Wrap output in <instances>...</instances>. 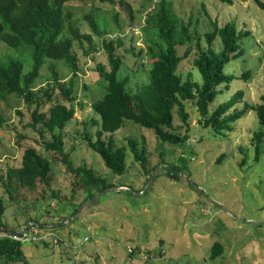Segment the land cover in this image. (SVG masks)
<instances>
[{
    "label": "rangeland",
    "instance_id": "374dc122",
    "mask_svg": "<svg viewBox=\"0 0 264 264\" xmlns=\"http://www.w3.org/2000/svg\"><path fill=\"white\" fill-rule=\"evenodd\" d=\"M126 1L136 18L130 17L120 0H73L66 5L80 30L92 34L93 40L92 44L87 40L75 44L80 68L74 79L76 100L64 98L59 88L50 90V96L44 94V88L53 84L48 65L33 86L34 103L14 93L0 94L4 119L0 125V197L6 208L0 235L29 229L36 238L44 236L48 244L23 243L32 264H264V140L257 160L253 140L254 133L264 126L254 109L235 123L234 131H219L204 127L195 103L188 101L189 139L179 144L162 142L152 129L127 121L115 133L105 135L106 139L112 137L117 147L128 149L127 168L122 174L108 168L88 145L86 136L95 140L98 129L92 120H99L91 104L104 95L107 85L98 71L99 64L109 67L103 39L122 40L123 45L116 50L123 56L119 76L129 77V89L137 92L149 82L151 64L146 50L157 36L145 26L144 16L153 5L150 0ZM172 1L177 14L192 21L203 47L207 46L203 34L213 29L211 20L220 25L234 20L238 30L247 32L240 42L243 55L230 61L225 70L238 77L245 72L249 76L222 86L224 92L210 104V111L238 90H244V101L262 103L264 10L254 0H233V5L220 0ZM91 13L103 36L96 34L86 19ZM214 47L222 48L219 39ZM141 49L144 52L138 54ZM183 51L181 48L180 53ZM10 53L16 54L0 45V57ZM20 56L28 71L31 52ZM194 57L195 53L181 63L179 73L184 79L190 76L200 81ZM54 63L61 81L68 83L71 67L63 61ZM55 102L75 110L63 132L64 151L73 166L91 168L116 189L101 193L107 189L85 188L81 178L68 170L63 155L46 149L44 141L52 140L51 135L40 124L33 126L32 114L37 104L42 103L41 109L47 110ZM174 123L182 134L187 132L177 113ZM130 140L146 150L150 169L158 165L150 174L135 160L128 146ZM28 147H35L51 161L50 184L39 183L36 189L14 186L9 192L5 185L8 169L21 165ZM170 165L176 166L173 172L179 174L178 180L168 175L174 169H167ZM197 187L227 210L216 206ZM32 222L52 228H29ZM215 242L223 248L219 256L212 257Z\"/></svg>",
    "mask_w": 264,
    "mask_h": 264
},
{
    "label": "trees",
    "instance_id": "16d2710c",
    "mask_svg": "<svg viewBox=\"0 0 264 264\" xmlns=\"http://www.w3.org/2000/svg\"><path fill=\"white\" fill-rule=\"evenodd\" d=\"M73 0H0V45H5L16 54L0 57V94L14 93L30 103H34V84L40 77L44 66L48 65L53 72L52 83L41 89L50 96V90L59 88L69 101L76 100L75 77L80 68L75 52V44L81 45L87 40L93 43L92 34L82 32L73 13L66 10L68 2ZM114 3L116 0H99ZM233 5V0H220ZM128 10L132 19L136 12L126 0H120ZM151 10L144 16L145 26L151 28L157 39L151 40L146 54L150 59L149 82L137 92L129 89V77L121 78L119 72L123 65V56L116 52L117 47L123 45L120 38L103 39L102 45L107 51L109 67L99 64L98 71L107 82L106 92L101 98L91 104L99 120L93 119L98 126L96 139L86 136L88 145L104 160L105 165L116 174L126 171V155L128 149L117 147L112 137L105 138L107 133L113 134L121 129L127 121L137 123L152 129L162 142L171 144L184 143L189 139V116L187 102H194L201 115L204 127H212L219 131H234L235 123L244 117L249 110L254 109L260 122L264 126V101L250 104L244 101V90L233 93L229 99L220 103L212 112L210 104L219 94L224 92L222 86L228 85L236 78L247 79L248 72L238 77L226 73L227 64L243 55L241 40L247 35L246 31L238 30L234 20L220 25L217 20H211L212 30L203 34L207 46L201 44V35L197 29H192V21H186L174 9L172 0H150ZM264 10V0H254ZM92 30L99 36L103 32L98 26L92 13L86 15ZM219 39L222 44L220 50L214 47ZM183 48V53L180 49ZM96 50V48L94 47ZM30 51L32 64L28 71L24 69V57ZM144 50H140L141 54ZM195 53L194 64L201 75L196 81L190 76L186 79L179 73L181 63ZM139 56V55H138ZM54 61H63L71 67L72 77L68 83L62 82ZM264 98V97H263ZM244 102L239 108V103ZM42 103L36 105L33 111V126L40 124L49 131L52 140L44 141L47 150H56L63 155L68 170L81 178L85 188L99 186L102 189L113 187L105 177L96 175L91 168L74 167L69 155L64 151L63 132L68 123L73 120L75 110L63 102H55L47 110L41 109ZM184 123L187 132L181 133L176 129L174 114ZM4 122L0 115V125ZM58 131V132H57ZM255 141L256 160L261 155V144L264 140V129L256 131ZM136 161L145 172L151 171L158 165L149 167L146 150L140 149L136 140L128 143ZM168 175L178 180L179 174L174 173L176 166H169ZM51 161L35 147H28L23 154L21 165L9 167L8 179L5 182L7 190L12 192L14 186H24L36 189L38 184L49 186ZM100 190V189H99ZM6 208L0 197V224ZM48 229L43 224L33 223L30 227ZM52 228V227H51ZM29 230V229H27ZM27 241V240H26ZM31 241V240H30ZM46 238H39L34 242L48 244ZM24 241L16 240L10 235H0V264H32L24 250ZM222 244L215 242L212 247V257L222 252ZM134 252V249H131Z\"/></svg>",
    "mask_w": 264,
    "mask_h": 264
},
{
    "label": "built area",
    "instance_id": "2783aa9c",
    "mask_svg": "<svg viewBox=\"0 0 264 264\" xmlns=\"http://www.w3.org/2000/svg\"><path fill=\"white\" fill-rule=\"evenodd\" d=\"M7 234L10 235L12 238L21 241H26V240L35 241L39 238H42V236L36 238L35 234L32 233L31 230H25V231L22 230L20 232H11V233L3 232L1 235H7ZM43 238L45 237L43 236Z\"/></svg>",
    "mask_w": 264,
    "mask_h": 264
},
{
    "label": "water",
    "instance_id": "95a60500",
    "mask_svg": "<svg viewBox=\"0 0 264 264\" xmlns=\"http://www.w3.org/2000/svg\"><path fill=\"white\" fill-rule=\"evenodd\" d=\"M117 187H112V188H108L107 190H104V191H102L101 193H106V192H108V191H110V190H113V189H116ZM198 189H199V191L200 192H202L205 196H207L208 197V195L202 190V189H200L199 187H197ZM143 193V192H142ZM216 206H218V207H220L221 209H223V210H227L221 203H219V202H217V201H215L214 199H212L211 197H208ZM248 222H253V221H248ZM262 222H264V221H262ZM44 226H48V227H52V225H44Z\"/></svg>",
    "mask_w": 264,
    "mask_h": 264
}]
</instances>
